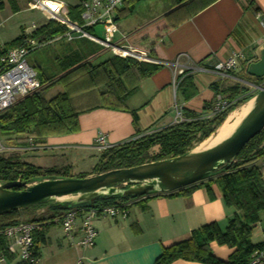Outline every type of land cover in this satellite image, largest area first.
<instances>
[{
	"label": "trees",
	"instance_id": "obj_1",
	"mask_svg": "<svg viewBox=\"0 0 264 264\" xmlns=\"http://www.w3.org/2000/svg\"><path fill=\"white\" fill-rule=\"evenodd\" d=\"M137 1L125 0L122 9L118 12V18L131 13ZM166 1L169 5L167 12L126 38L129 43L132 39H137L135 46L132 44L130 46L144 53L148 61L109 56L96 63L95 60L102 52L87 54L80 45L76 46L68 54L56 58L59 67L57 75L46 78L37 73L41 88L18 100L0 115V138L15 141V147L19 149L27 147L29 138L39 145L47 137L78 132V117L87 111L81 110L74 99L88 92L95 94L94 98L97 101L95 107L91 109L125 111L127 99L138 90L139 85L162 68L158 63L164 61L160 47L161 40L176 26L195 16L216 0ZM3 2L8 4L13 14L19 11L16 0H0V11L3 9ZM253 4L254 0H249L247 7ZM80 14L81 10L76 5L69 8L67 16L71 21L80 23ZM65 31L63 25L50 20L26 36L22 31V34L13 41L3 45L0 49V59L9 50L24 46L26 39L34 40L41 47L56 38H62ZM88 31L90 29H87ZM252 79L253 86H260L264 82V79ZM176 84L177 91L185 101L195 96L196 89L188 72L178 75ZM56 85H60L63 91L47 99L45 93ZM211 88L216 96L220 95L229 102L226 109L206 117L212 108V101L204 105L202 110L205 114L202 113V115L184 110L182 111L183 121L126 143L112 146L100 153L98 162L90 174H79L73 177L84 178L182 155L211 136L231 112L255 93L251 92L250 88L239 84L224 86L218 82L211 85ZM132 115L135 125V114ZM223 169L221 173L206 181L164 195L168 197L188 196L200 185L209 187L216 183L222 192L225 207L240 214H235L230 218L224 230H221L216 223L199 227L191 233L188 239L163 248L153 264H172L177 260L200 264H247L255 251L264 249V241L261 244L251 242L252 230L259 222L260 216L264 215L262 182L264 129L243 147L233 162ZM64 177H72L69 167L43 169L22 161L17 152L8 157L0 155L1 183L18 179L31 182L38 179ZM128 200L132 199L99 197L92 202V207L117 205ZM42 206H47L46 213L38 219H32L33 222L55 219L67 211L65 207L57 204L39 205V207ZM20 218L21 211L19 210L0 215V252L5 251L6 245L2 232L7 227L20 222ZM40 242H43V235L37 233L34 235L33 251L36 259L38 257L36 245ZM212 242L232 249L226 261L216 258L211 253L209 244ZM6 257L10 261L13 259L11 255H6Z\"/></svg>",
	"mask_w": 264,
	"mask_h": 264
},
{
	"label": "crops",
	"instance_id": "obj_2",
	"mask_svg": "<svg viewBox=\"0 0 264 264\" xmlns=\"http://www.w3.org/2000/svg\"><path fill=\"white\" fill-rule=\"evenodd\" d=\"M248 1L216 0L172 29L160 42L164 61L158 63L162 68L139 85L127 99L125 111L91 109L97 104L95 94L78 95L75 103L87 111L78 117V132L45 138L38 145L36 154L41 153L49 162L37 167H69L72 177L90 174L101 153L94 144L98 133L106 135L109 145H120L174 125L177 112L181 115L184 110L205 114L202 110L204 105L211 103L216 96L211 88L215 83L220 82L224 86L253 85L246 68L258 60L264 46V0H254L249 8ZM6 8L9 6L3 2L0 14ZM5 15H0V26L10 18V15ZM119 19L117 17V21ZM234 53L242 55L238 69L220 81L212 66ZM183 72H188L196 89L195 96L188 101L177 91L176 79ZM262 182L264 187V173ZM124 204L128 211L126 218H97L93 221L97 236L90 249L76 246L79 233L66 237L60 225H44L41 231L43 242L36 245L38 257L34 264H153L163 248L188 239L199 227L216 223L224 230L228 220L240 214L225 207L216 183L209 187L200 185L188 196L154 194L128 200ZM45 207L21 210V219H37V213ZM263 231L264 215H261L252 230L253 244L263 243ZM209 249L222 261L232 253V249L215 242L209 244ZM5 264L18 262L13 258ZM172 264L200 263L177 260Z\"/></svg>",
	"mask_w": 264,
	"mask_h": 264
},
{
	"label": "built area",
	"instance_id": "obj_3",
	"mask_svg": "<svg viewBox=\"0 0 264 264\" xmlns=\"http://www.w3.org/2000/svg\"><path fill=\"white\" fill-rule=\"evenodd\" d=\"M125 0H77V5L81 10L80 23L71 21L68 16H62L60 11L64 4L52 0H35L30 4V9H36L43 13L45 18L50 21L63 25L66 29L62 38H56L53 41L64 39L67 42H73L78 39H85L99 45L105 50L111 52L113 56L120 58H132L137 61H148L144 53L133 46H122L121 41H113L114 35L118 32L116 21L118 12L123 6ZM54 15V18L51 17ZM95 26L103 28L104 37L99 39L90 35L87 29H93ZM35 29L34 25L31 26ZM25 36L29 33L24 32ZM40 45L32 39H26L22 47L9 50L1 59L0 70V115L8 108L13 106L18 100L38 91L41 88L36 70L29 66L27 56ZM242 60L240 53H234L225 61L217 62L212 66V71L220 81L229 77V75L238 69L239 62ZM264 79V78H263ZM264 85V82L263 84ZM260 85V86H262ZM254 87L257 90V86ZM229 102L222 96H215L212 102V108L206 117L213 116L226 109ZM180 112L176 114L175 124L183 121ZM95 147L99 152H103L112 146L106 141L104 133H98L94 140ZM38 145L32 138L28 139V145L25 148H9V150L18 151H36ZM7 150L0 143V152ZM127 205L120 203L111 206H101L98 208H86L77 210H68L60 217L48 219L41 222H23L7 227L2 235L5 237V251L0 252V264L7 262L6 255H11L18 263L34 264L36 258L33 256L34 235L41 233L44 225L58 224L66 237H71L79 233L76 246L81 249H90L94 246L97 232L93 226V221L97 218L124 219L127 216ZM264 241V231L262 232ZM247 264H264V249L255 251L249 258Z\"/></svg>",
	"mask_w": 264,
	"mask_h": 264
},
{
	"label": "water",
	"instance_id": "obj_4",
	"mask_svg": "<svg viewBox=\"0 0 264 264\" xmlns=\"http://www.w3.org/2000/svg\"><path fill=\"white\" fill-rule=\"evenodd\" d=\"M246 74L254 79L264 78V46L259 52L258 60L248 64ZM248 104L250 108L231 133L219 142L210 144L229 115ZM230 114L206 140L176 157L84 178L0 182V215L43 204H57L67 211L93 208L92 202L99 197L134 200L171 193L206 181L221 173L243 147L264 129V85L257 86L256 92ZM46 211L47 206L37 213V219Z\"/></svg>",
	"mask_w": 264,
	"mask_h": 264
},
{
	"label": "rangeland",
	"instance_id": "obj_5",
	"mask_svg": "<svg viewBox=\"0 0 264 264\" xmlns=\"http://www.w3.org/2000/svg\"><path fill=\"white\" fill-rule=\"evenodd\" d=\"M52 1L64 4V8L60 11V14L62 16H67L69 8L77 5V0ZM16 2L19 7V11L17 13L13 14L10 12L9 8H6L0 14L2 17L6 16L5 14L10 15V18L5 21L4 26H0V49L4 44L13 41L20 34H22V31L23 33H30L31 31H33L31 28L32 25H34L36 29L41 27L46 23V21H48L43 13L36 9H30V4H33L35 0H16ZM168 6L169 5L166 0H138L134 6L133 11L129 14H126L125 16H122L116 22L118 32L114 35V43L124 39L121 41L120 45L129 46L130 44H132L133 46H135V44L137 43V39H132L129 43V41H127L125 38L135 33L136 30L149 24L151 21L162 16L165 12H167V10H169ZM51 17L54 18V15H51ZM88 33L99 39H103L104 37L103 28L101 26H95L93 29L88 31ZM76 44L80 45L87 54H89V52H102V54L95 60L96 63L108 58V56H113L110 51L105 50L99 45L91 43L88 40L73 43L67 42L64 38L44 44L36 50L32 51L27 56V62L29 66L33 67L41 76L50 78L57 75L59 72L56 58L68 54L75 48ZM250 90L253 93L256 92V89H254V87H250ZM62 91V87L60 85H56L54 87H51L45 93V97L49 99ZM14 142L15 141H7L3 138H0V143L7 149L0 152V155L8 157L17 152L20 155L22 161L31 163L36 166L49 162L48 159L46 160V157L41 155V153L36 154L37 150L25 152L18 150H9V148H16ZM52 162L53 160L50 161L51 164ZM20 221L23 220H21L20 218Z\"/></svg>",
	"mask_w": 264,
	"mask_h": 264
},
{
	"label": "bare ground",
	"instance_id": "obj_6",
	"mask_svg": "<svg viewBox=\"0 0 264 264\" xmlns=\"http://www.w3.org/2000/svg\"><path fill=\"white\" fill-rule=\"evenodd\" d=\"M249 108L250 104L243 106L239 110L230 114L225 123L220 128L218 135L210 142V144H215L227 137L237 125V123L241 120V118L247 113Z\"/></svg>",
	"mask_w": 264,
	"mask_h": 264
}]
</instances>
